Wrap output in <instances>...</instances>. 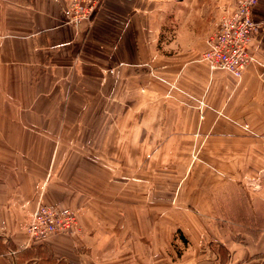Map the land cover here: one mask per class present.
<instances>
[{
    "label": "crops",
    "instance_id": "0c3cea01",
    "mask_svg": "<svg viewBox=\"0 0 264 264\" xmlns=\"http://www.w3.org/2000/svg\"><path fill=\"white\" fill-rule=\"evenodd\" d=\"M67 3L0 0V264H264V0L241 78L201 60L235 0H102L80 24ZM164 157L263 177L252 224L218 214L210 186H78L95 160L141 175ZM40 203L80 231L33 245Z\"/></svg>",
    "mask_w": 264,
    "mask_h": 264
},
{
    "label": "rangeland",
    "instance_id": "374dc122",
    "mask_svg": "<svg viewBox=\"0 0 264 264\" xmlns=\"http://www.w3.org/2000/svg\"><path fill=\"white\" fill-rule=\"evenodd\" d=\"M232 5L233 4L224 5L220 15L214 21V26L219 17L225 11L232 10L234 8L235 5ZM13 99H16V97H13ZM133 114L134 113L131 112V118H133ZM105 115L107 117V114ZM110 116L114 119L123 118L120 115L118 116V112L116 111L113 113V115L111 114ZM76 129L77 128H73L72 130L76 131ZM138 129V126L137 128H131V135L133 137L138 135ZM135 161H137V164L134 166V159L130 160V174L121 175L117 174V172H115L116 174L110 173L111 171H109V168H107L106 165L107 160H95V167L93 169L94 172L91 175L84 174L83 179H81L82 175H79L78 178L80 179V184H78V186H123V183L126 185L130 184V186H210L212 200L214 201L216 212L218 214L224 213L229 216L228 218L233 219L236 217L237 219H242L243 225L245 227H249L245 224L246 222H248V225L252 224V209L250 207L249 198H253L252 193L260 191L258 187L259 184L261 185L263 177L255 175L252 179L248 180L246 176H240L239 181H236V177L234 176L227 175L226 177H224L218 174L217 161L215 162L213 160L202 158L179 160L167 157L152 159L148 158L146 160H141L140 166H146L147 171L145 174L141 173L140 175L138 171H136L139 170V167L137 166L139 160ZM114 162V169L117 170L119 168L120 160L115 159ZM212 164L216 166H213ZM187 168H190L189 172H187ZM57 169L58 168H56V170ZM52 170L54 171V169ZM208 171L210 172V175ZM75 177L76 176H74L73 179ZM253 180L254 184H252ZM224 182H226L225 186L222 185V183ZM246 192H248V195L246 194ZM258 204L264 205L261 199H259ZM63 210H69L73 212L76 215L77 222L72 232L59 233L58 235H72L76 231H80L78 215L71 209ZM240 214H242L243 217H241ZM232 225L236 226L238 224L232 223ZM261 225L263 224H254L253 227H261ZM51 236L42 241L34 242L31 240L30 242L36 247H41L44 246V244H47V240ZM178 253L180 255V252Z\"/></svg>",
    "mask_w": 264,
    "mask_h": 264
},
{
    "label": "built area",
    "instance_id": "2783aa9c",
    "mask_svg": "<svg viewBox=\"0 0 264 264\" xmlns=\"http://www.w3.org/2000/svg\"><path fill=\"white\" fill-rule=\"evenodd\" d=\"M102 0H68L69 22L80 24L90 20ZM258 0H235L232 10L225 11L206 38L201 60L210 70H223L241 78L255 60L250 42L263 27L253 17ZM76 215L57 207L40 203L26 225L30 241H42L53 234L70 233L76 225Z\"/></svg>",
    "mask_w": 264,
    "mask_h": 264
}]
</instances>
